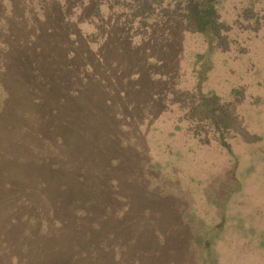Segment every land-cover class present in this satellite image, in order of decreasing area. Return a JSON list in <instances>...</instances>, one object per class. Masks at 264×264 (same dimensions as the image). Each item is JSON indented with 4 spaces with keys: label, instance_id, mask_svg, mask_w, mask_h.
I'll list each match as a JSON object with an SVG mask.
<instances>
[{
    "label": "rangeland",
    "instance_id": "374dc122",
    "mask_svg": "<svg viewBox=\"0 0 264 264\" xmlns=\"http://www.w3.org/2000/svg\"><path fill=\"white\" fill-rule=\"evenodd\" d=\"M215 3L222 20L231 28L227 51L208 35L171 33L157 26L140 33L134 27L127 36L133 38L128 45H140V53L147 50L149 66L139 56L131 59V54H124V63L116 55L115 41L125 34L124 19L103 0H0V110L4 104L11 105L0 115V221L5 223L25 214L14 226L23 227L22 249L7 248L8 237L0 238V264H30L26 263L24 250L26 227L39 224L36 213H41L40 201H54L52 194L40 200L43 189L50 193L59 187L35 186V177L27 181L20 173L23 167L34 164L42 151L37 149L42 145L36 131V110L43 113L42 107L53 108L54 97L46 94L41 106H37L32 88H27L20 75L17 86L14 82L12 93L6 95L1 87V68L10 59L25 58L30 65L38 59L48 63L58 59V52L49 56L58 39L68 46L62 48L64 58L74 56L71 78L76 80L56 96L55 101L61 97L65 100L59 108L70 110L69 105L86 102L88 106L92 92V110L99 112L101 98L108 101V95L113 94L111 102L118 115L114 123L121 130L118 143L131 145L124 148L129 155L124 150L115 153L119 163L114 175L117 182L112 185L119 188L115 190L119 197L117 212L125 218L123 199L125 191H130L133 209L131 217L126 218H134V228L144 229L123 256L112 247L113 264H264V0ZM246 8H253L260 18L259 25L245 17ZM70 37L76 39L71 42ZM5 43L13 47L12 52L6 53ZM128 62H132L134 70L125 75L128 81L137 77L143 87L152 84L145 94H135L132 114L122 109L124 103L118 104L123 102L119 100L121 91L116 92L115 82L110 80L121 79L118 71L124 73ZM16 72L13 76L19 74ZM64 77L60 74L58 80ZM73 89L81 91V96L71 92ZM173 91H200L222 103H234L235 113L254 138L248 142L233 133L208 130L204 125L197 126L200 134L195 137L181 104L171 103L176 97ZM100 155L101 158L95 154L90 158L98 163L113 162L104 153ZM6 161L17 167L8 169ZM65 162L69 165V158ZM66 165L60 167L64 170ZM92 168L90 165L91 171ZM5 173L9 175L3 177ZM49 174L50 170L45 175ZM87 187L90 186H79L76 192ZM71 190L74 186H60L58 193ZM47 221L58 228L61 239L68 235L65 224ZM125 227L127 233L129 224ZM43 231L41 236L47 234L45 228ZM65 241L70 243L71 239ZM139 244L142 250H138Z\"/></svg>",
    "mask_w": 264,
    "mask_h": 264
},
{
    "label": "trees",
    "instance_id": "16d2710c",
    "mask_svg": "<svg viewBox=\"0 0 264 264\" xmlns=\"http://www.w3.org/2000/svg\"><path fill=\"white\" fill-rule=\"evenodd\" d=\"M103 1L110 8L116 9L120 17L124 19L122 31L125 33L123 37L126 38L118 37L115 41L118 44L116 48L118 53L116 55L121 56L124 63H126L124 54L129 53L132 56L131 59H133V55L139 56L142 58V62L150 66L149 58L146 54L147 50L140 53L137 50L142 48L140 45H128V42L133 38H127V36L134 32L130 33L134 27L140 33L157 26L171 33L178 31L183 34H204L211 36L212 40L223 51L228 50L231 28L222 20L215 0ZM120 17L118 18L119 21H121ZM245 17L254 19V23L259 25L260 18L256 16L253 8H246ZM68 35H63V40L67 39ZM76 37H70V41L73 42ZM124 39L126 41L122 43ZM5 44L7 47L6 53L12 52L13 47L9 46L8 43ZM57 44L58 46H56ZM112 45H114V42L110 44V46ZM64 47L68 46L64 44V41L58 39L57 43L54 44V50L49 55L53 56V53L58 52L56 54L58 59L56 60H62V62L54 60L48 63L38 59V61L30 65L25 58H17L5 60L1 68L4 72L2 79L5 83L2 82L1 87L6 95H9V92L12 93L11 85L14 82L17 86L19 81L17 77L20 75L21 79L26 80L27 88H32V96L36 97L34 101L38 103L37 106H41L46 94L54 97L53 108L42 107L41 109H44L43 113L40 109L36 110L39 111L36 114V117H39L36 131H38L37 136L40 139V145H42L40 148L37 146V149H42L46 153H41V151L35 158L34 164L23 167L20 170L21 177L27 178V181L35 177V186H74L75 190L58 193V187L57 190H52L49 193L47 188L43 189L40 200L52 194L54 201L53 203H46L45 200L43 202L40 201L41 208L39 211L41 213H36L39 224L37 223L33 227L29 225L28 229L26 227L28 236L26 244H24L27 245L24 249L27 253L26 263L30 261V264H113L112 247L115 250L117 249V252L119 251L120 257L121 255L123 256L131 248V243L140 239L141 231L144 229L141 226L134 228L133 225L136 224L134 218H126L131 217V209H133L130 191H125L123 199L126 202L125 211L123 212L125 218H122L120 212H117L119 208L117 198L119 197L115 190H119V188L112 185L117 182L114 175L116 174L115 171H117L115 166L119 163L115 153L124 150L126 155H129L128 149L124 148H129L131 145L127 142H123V146L118 143L121 130L120 126L114 123V120H118V115L114 114L116 109L114 101L113 103L111 102V99L115 98L113 94L108 95L110 98L108 101L101 98V102L99 101L101 106L99 112L92 110L95 105L92 103L93 99H95V94L92 92L87 99L90 102L88 106L86 102V104L83 103L82 105L81 103L76 105L74 103L71 106L66 105L70 107V110L66 107L59 108L61 101L64 102L65 100L61 97L55 101L56 96L64 93L70 81H76L71 78V71H75V67L72 64L74 56L64 58L62 53L64 52L62 51ZM17 49H20V46ZM160 61L163 63L162 60ZM15 62L17 64H14ZM116 63L119 64L118 62ZM131 64L132 62H128L124 73L122 70L118 71L121 79L113 77L110 80L115 82L112 83L117 87L115 89L116 92L118 90L121 91L119 100L123 102L118 104L124 103L121 106L122 109L126 112L130 111L132 114L135 111V94L137 92L142 95L145 94L149 91V87L152 84L147 88L143 87L141 78L137 77L128 81L125 75L134 72ZM16 71L19 74L13 76ZM60 74L65 76L64 81L58 80ZM32 80H35V87L32 86ZM198 89L202 90L200 86ZM71 92H74L78 97L81 96V91H74L73 89ZM172 94H175L176 97L172 98L171 103L181 104V108L185 110V119L187 118L192 122L190 132L194 131L195 137L200 134L198 127L204 125L208 130L213 129L224 134L233 133L248 142L254 138L245 129L238 118V114L235 113L234 103H222L219 99H216L217 97L208 96L200 93V91H173ZM115 101H118V99ZM10 106L5 104L1 106L0 115L3 116L5 107L9 108ZM10 111L9 109L7 113L10 114ZM89 118L93 119V121L88 122ZM142 121L141 119V124ZM49 143L51 144L48 146ZM100 153H104L107 159L111 158L115 164L110 160H107L108 164H104L105 160H101L98 163L96 159L90 158L94 154L96 157L101 158ZM64 157L69 158V165H66L65 162L67 158L62 161ZM6 162L5 165L8 169L11 167L14 170L17 167V165ZM60 164L62 168L63 164L66 165L68 171L65 168L63 170ZM72 165H75V168L71 169ZM90 165L93 166L92 171L89 169ZM48 170H50V174L46 176L45 174ZM8 175V173H5L3 177ZM79 186L90 187L84 188L81 192H76L79 190ZM28 198L26 195V199ZM27 207H25V211ZM137 208L142 209V206H137ZM29 211L31 210L29 209L24 213ZM41 215L45 218L48 217L47 220L51 219L60 224H65L68 235L61 239L59 237L61 235H57L58 228H55V225H50L46 219H40ZM24 218L25 214L23 216L20 214L19 218L8 219L10 222L8 220L5 223L0 221V238L5 239L6 236L10 241L6 245L7 248L12 246V248L22 249L20 236L24 233L23 227L20 229L14 226ZM59 218L60 220H58ZM12 222L13 225L11 224ZM125 224H129L127 233L124 232V229H127ZM43 228L46 229L47 234L41 236L44 232ZM66 238L71 239L70 243L65 241ZM22 240H25V237ZM129 244L130 246L128 247ZM140 244L138 250L143 249Z\"/></svg>",
    "mask_w": 264,
    "mask_h": 264
}]
</instances>
